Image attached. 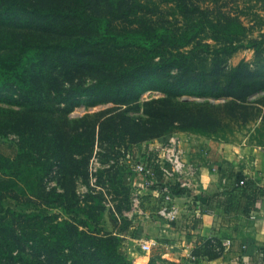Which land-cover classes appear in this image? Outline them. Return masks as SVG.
Masks as SVG:
<instances>
[{
	"label": "trees",
	"instance_id": "16d2710c",
	"mask_svg": "<svg viewBox=\"0 0 264 264\" xmlns=\"http://www.w3.org/2000/svg\"><path fill=\"white\" fill-rule=\"evenodd\" d=\"M226 4L219 0H0L2 12L18 9L26 19L21 37L11 41L14 49L21 41L22 48L33 47V55L38 54L35 63L14 53L0 62V75L37 100L24 114L27 123L21 125L19 120L15 158L0 153V177L12 180L20 190L19 197L0 195V202L10 198L21 203L23 198V203L34 205L31 213L0 206V264H130L118 237L91 230L81 217L84 210L71 208L77 204H69L65 190L45 187L44 178L53 168L48 150L39 148L43 135H48L47 113L57 112L54 106H65L72 93L90 98L92 104L127 105L149 89L165 95L149 102L154 105L148 110L149 122L164 120L218 139L221 108L228 103L216 106L208 98L231 97L234 104L264 94V29L254 37L240 17L242 11L235 7L231 12ZM246 40L254 60L227 66L228 58ZM47 54L48 68L42 58ZM52 73L56 78L49 77L55 76ZM182 95L204 101H176ZM172 105L173 113L160 111ZM168 137L157 140L166 142ZM147 154L144 148L141 156L148 159ZM219 172L223 191L198 196L199 203L243 216L264 208V189L254 180L229 165ZM156 176L162 179L158 170ZM170 190L174 196L188 193L174 182Z\"/></svg>",
	"mask_w": 264,
	"mask_h": 264
},
{
	"label": "rangeland",
	"instance_id": "374dc122",
	"mask_svg": "<svg viewBox=\"0 0 264 264\" xmlns=\"http://www.w3.org/2000/svg\"><path fill=\"white\" fill-rule=\"evenodd\" d=\"M37 1L46 3L51 0ZM219 1H226L225 8L227 10L232 8L229 10L231 12L235 7L236 10L242 11L239 13L240 17L243 23L252 28L250 33L254 37L260 29H264V3H261L263 0ZM2 11L3 9H0V62L14 53L35 63L34 58L38 59V54L33 55L35 48L32 47V50L25 46L22 48L23 45L19 44L21 41H17L18 43H15L18 48L14 49L13 42L11 43L18 36L21 37L23 24L26 23L24 15L18 9L7 13ZM244 11H247L245 16ZM115 20L119 21L117 18ZM126 21L129 22L130 19ZM48 57V54L42 57L47 68L51 63ZM254 57L246 40L225 64L236 66L241 61L252 62ZM49 77L56 78V75L50 74ZM164 96L148 89L131 104H92L90 98L72 93L65 106H54L58 111L47 113L48 135H43V140L39 144V148L48 150V160L53 166L44 178L45 187L56 191L65 190L69 204H77L71 208L80 207L84 210L80 213L81 217L91 230H95L100 236L113 235L116 239L119 238L118 242L121 240L120 246L125 256V246L120 234L128 231L130 217L141 205V202L137 205L134 202L135 197H139L135 166L143 149L158 137L189 132L182 129L180 124L167 125L164 120L148 121L149 107L154 106L149 102ZM34 97L20 90V84L14 80L0 75V132H3V136L0 135V153L9 159L16 156L18 141L16 131L20 126L19 120L21 125L26 124L24 114L29 108L37 105ZM176 101L197 104L204 99L182 95ZM207 101L216 106L228 103L221 108L222 127L215 135L216 138L236 145H255L264 148V94L251 95L244 101H235L234 104L231 97L225 96L208 98ZM165 107L160 111L166 114L173 113L172 110L176 108L173 105ZM165 127L167 128L163 130ZM143 135L146 137L141 138ZM18 187L12 180L0 177V195L3 197L5 195L19 197ZM72 193L75 195L74 198ZM20 199L21 203L4 198L0 206L20 213H31L34 205L23 203L24 199Z\"/></svg>",
	"mask_w": 264,
	"mask_h": 264
},
{
	"label": "crops",
	"instance_id": "0c3cea01",
	"mask_svg": "<svg viewBox=\"0 0 264 264\" xmlns=\"http://www.w3.org/2000/svg\"><path fill=\"white\" fill-rule=\"evenodd\" d=\"M180 139L189 183L188 193L174 196L173 221L157 216L161 202L155 190L138 185L141 205L120 234L132 264H264V208L249 216L208 208L198 196L223 191L220 169L228 165L264 189V148L236 145L190 132ZM226 241L229 244L226 245ZM142 244L151 249L143 251Z\"/></svg>",
	"mask_w": 264,
	"mask_h": 264
},
{
	"label": "built area",
	"instance_id": "2783aa9c",
	"mask_svg": "<svg viewBox=\"0 0 264 264\" xmlns=\"http://www.w3.org/2000/svg\"><path fill=\"white\" fill-rule=\"evenodd\" d=\"M149 156H141L136 163L135 170L138 177V185L144 190H155L161 198L160 205L156 212L157 216L168 221H173L177 215L172 201L174 195L170 190V182H174L181 188L189 187L187 179V167L184 161V153L180 144V139L176 134H171L166 142L155 139L145 146ZM156 170L162 173V179L156 176ZM154 188V189H153ZM134 202L140 203V199L135 197ZM229 241H226V245ZM143 251H149V244H142Z\"/></svg>",
	"mask_w": 264,
	"mask_h": 264
}]
</instances>
